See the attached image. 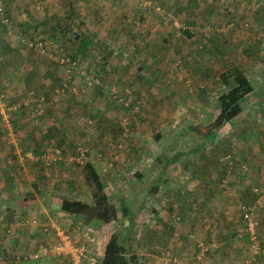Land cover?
I'll list each match as a JSON object with an SVG mask.
<instances>
[{"label": "rangeland", "instance_id": "374dc122", "mask_svg": "<svg viewBox=\"0 0 264 264\" xmlns=\"http://www.w3.org/2000/svg\"><path fill=\"white\" fill-rule=\"evenodd\" d=\"M6 7L13 26L0 28V102L18 106L0 113V136L26 168L19 190L45 193L54 223L31 249L54 242L59 228L99 261L117 231L139 264H218L209 256L222 249L232 258L219 264H264V195L253 192L264 188V0H7ZM233 65L253 91L206 138ZM8 71L19 88L8 84ZM68 74L74 90L56 92ZM129 96L136 111L121 105ZM54 145L56 162L27 156ZM76 145L97 165L117 220L102 225L87 208L60 211L63 198L93 204L83 164L72 159ZM8 161L0 162V219L8 220L5 228L0 220V264L31 250L5 246L18 227L38 229L19 220L43 223L31 207L20 216L11 208L22 196L7 175L19 166ZM246 201L255 205L253 237L239 209ZM67 263L63 255L20 264Z\"/></svg>", "mask_w": 264, "mask_h": 264}, {"label": "trees", "instance_id": "16d2710c", "mask_svg": "<svg viewBox=\"0 0 264 264\" xmlns=\"http://www.w3.org/2000/svg\"><path fill=\"white\" fill-rule=\"evenodd\" d=\"M184 32L190 35L187 30H184ZM225 72L224 78L226 79L227 77L229 80V86L226 91L217 96L215 106L218 109V114L216 119L206 128L205 134L203 133L206 138L215 136L218 127L239 114L242 100L253 91V85L241 69L233 65ZM61 83L62 80L59 85ZM121 105L125 110H128L129 106H131L130 104L126 106L123 102ZM198 129L201 132L203 131L202 127ZM51 147L59 148L56 145ZM171 160L173 159L170 158L167 162L169 163ZM36 161H40L41 163L42 160L39 158ZM82 173L85 184L90 189L93 205L89 206L81 200L63 198L60 203V209L76 215L82 213L87 208L91 211L93 218L97 222L108 223L117 220V207L109 199V195L104 189V183L93 164L88 160L82 165ZM243 203L253 204V202L247 201ZM95 264H139V262L137 256L128 253L125 239L121 233L113 231L105 245L103 256Z\"/></svg>", "mask_w": 264, "mask_h": 264}, {"label": "built area", "instance_id": "2783aa9c", "mask_svg": "<svg viewBox=\"0 0 264 264\" xmlns=\"http://www.w3.org/2000/svg\"><path fill=\"white\" fill-rule=\"evenodd\" d=\"M6 2L7 0H0V28L2 30H5L6 33H10L11 28L13 26V20L10 17V15L7 12L6 8ZM41 52H43L44 47L38 41L35 45ZM92 82H98L97 79H93ZM74 90L72 87L71 83V77L68 74L63 80L61 85H59L55 91L56 92H68L70 90ZM128 101H124L123 98H120V102H123L124 105L129 106V109L131 107L135 108L134 111H136L139 108L138 101H133L131 96L127 98ZM18 106H12V107H7L5 103L0 102V113H2L5 109L11 110L12 108L16 109ZM133 108V109H134ZM121 124L124 126L127 124L125 120L121 121ZM124 129V128H123ZM126 130V129H125ZM60 149L56 147L50 148V150H46L42 153V155H37V156H32V152H28L27 156L29 158L33 159H43L47 158L48 162H56L61 158V153ZM73 161L79 163V164H84L86 162V149L83 148L82 146H75V153L72 156ZM253 192L256 193L257 195H264V188H254ZM255 205L254 204H247V203H240L239 204V209L241 210V215L244 219V226L251 233L253 237L255 225L257 224V221L253 219V209ZM19 223H33L34 226H36L38 229L41 231H47L49 229L46 225L37 223L36 219H29L25 218L22 220L18 221ZM40 227V228H39ZM10 228H7V232H10ZM55 241L52 243H40L38 246H36L34 249H31L29 251H18L14 252L13 254L10 255L9 257H5L2 259V262H9L12 264H20L23 262H28V261H35L37 259L43 258V257H59V256H66L68 258L69 264H82L84 262L88 264H95L98 262L97 260L94 259L93 255L89 252L87 249V246H85L82 243L76 242L71 238L69 234H66L64 230L55 228ZM255 236V235H254ZM254 250L256 251L255 244H253ZM253 258L252 254L249 255ZM253 260V259H252ZM252 260L250 262H252Z\"/></svg>", "mask_w": 264, "mask_h": 264}, {"label": "crops", "instance_id": "0c3cea01", "mask_svg": "<svg viewBox=\"0 0 264 264\" xmlns=\"http://www.w3.org/2000/svg\"><path fill=\"white\" fill-rule=\"evenodd\" d=\"M7 12H8V10H7ZM8 14H9V12H8ZM29 72L30 71H27V73H25L23 75V78H25ZM39 72L41 73V71H39ZM14 73L15 72L10 73V71H8V75H7V77L11 81V83L9 81L8 84H11V86H13L12 85L13 83H15V82L18 81V76H17V79L14 80V77L16 76ZM3 75H6V72H4ZM24 85H22V87H24ZM19 87H20V83H18V88ZM22 134H21V136H24ZM11 150L13 152V148L11 146L9 148V146L6 145L5 137L4 136H0V162L2 164H4V162H9L8 161L9 160V157H13V163L11 165H9V166H12V165L19 166V169H17L18 170L17 173L14 172V171L11 173L9 171L10 173L7 174L9 177L11 175V177L9 178L11 180L10 181L11 183H9V185H12L13 187H18L17 193H18L19 197L22 196V197H20L21 198L20 203H18V201H16L17 202V205L16 206L15 205H12L11 208L12 209H16L17 208V210L20 212L19 216L20 215L27 214V213L29 214L31 212L30 210L36 212V214H37L36 216H39L41 218V220H43L42 221L43 222L42 224L46 225L49 229H51L50 226H53L54 223L51 221V216L47 212V211H50V210L47 209V204L45 203V201H43V199H45L46 201H48V198L46 197L47 195L44 193L43 194V197H38V192H35V189H32L31 191H29L30 193H24L23 191H20L19 190V187L20 186H18V182L19 181H17V179H19V175L23 174L22 173V170L24 171L26 168H23V165H22V167H20V162L21 161L20 160H17L15 158V155L12 154ZM8 153H10L12 156H8ZM38 162H40V161H38ZM89 162L92 163V161L90 159H89ZM92 164L95 167V169H96L99 177L101 178V180L103 182L102 175L99 173V170L97 168V165H94V163H92ZM12 168H8L7 171L10 170V169H12ZM9 179L7 181H9ZM80 179L82 180V182L84 181L83 175L80 176ZM29 181H30V179H29L28 174H26V176L24 175V177H22V179H21V182H22L21 187L24 186V185H26V183L29 182ZM21 192H23V193H21ZM72 199L81 200L82 201V199H80L79 197H73ZM86 204H88V203H86ZM88 205L89 206H92L93 204L92 205L88 204ZM26 207H31V209L30 210H27ZM59 209H60V207H59ZM60 211L61 212L68 213L66 211H63L62 209H60ZM68 214L69 215H72L70 213H68ZM0 220H1L2 223H4V228H5L8 220H6V217L3 220L2 219H0ZM102 225H105V223H102ZM17 230L18 231H16V233H14V235H13L12 242L10 241L5 246H10L12 248L14 247L16 249L17 248L18 249L21 248L20 250L31 249L32 247H34L36 245V242L38 240H40V239H37L36 238V234L41 235V236H45L46 235V232H43L41 230H34V229H32V227H29L28 229H22V227H18ZM224 234H226V232ZM223 237H225V236H223ZM4 243H6V241L5 240H2L1 237H0V245L1 244L3 245ZM173 245H175V244H173ZM177 248H179V245H175V249H177ZM180 249H183V246L182 245H181V248ZM217 255L218 256H216V255L213 254V256L212 257L209 256V258H213L214 260H217L218 264L219 263H223L224 261L229 260V259L232 258L231 250H229L227 252V251H224L222 249L221 252H218L217 253ZM101 256H103V255H101ZM57 259H58V262H59L60 258H57Z\"/></svg>", "mask_w": 264, "mask_h": 264}]
</instances>
